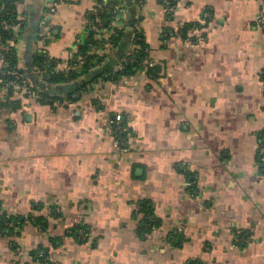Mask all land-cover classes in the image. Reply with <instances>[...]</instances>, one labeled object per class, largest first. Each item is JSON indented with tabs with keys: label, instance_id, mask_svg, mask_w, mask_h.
I'll use <instances>...</instances> for the list:
<instances>
[{
	"label": "crops",
	"instance_id": "1",
	"mask_svg": "<svg viewBox=\"0 0 264 264\" xmlns=\"http://www.w3.org/2000/svg\"><path fill=\"white\" fill-rule=\"evenodd\" d=\"M100 1L59 0L44 50L62 71ZM121 1L126 36L107 61L142 33L152 67L49 82L36 61L47 0H24L15 56L36 94L9 96L0 42V264H264V0H177L171 15L165 0ZM188 24L204 41L166 36Z\"/></svg>",
	"mask_w": 264,
	"mask_h": 264
},
{
	"label": "built area",
	"instance_id": "2",
	"mask_svg": "<svg viewBox=\"0 0 264 264\" xmlns=\"http://www.w3.org/2000/svg\"><path fill=\"white\" fill-rule=\"evenodd\" d=\"M177 1V0H174ZM167 6V12L171 15L173 11V5L169 0H165ZM21 2H17L16 6H18ZM59 6V0H47L45 5V15L43 16L41 29L38 33V39L36 43L38 44L39 50L38 55L48 59V62H44L43 66L39 65L38 69L41 74L45 76H51L59 73H69L74 71L81 70L82 66L90 65L91 63L86 60L85 57L79 56L78 58L71 60L70 64L66 67V72L62 71V68L59 67V63L57 62L55 65L51 64V60H53L49 54L44 50L46 44L49 41L53 31H54V24L52 22V17L57 12V8ZM137 6L142 8L144 6V0H138ZM114 10L115 17L110 22L109 27L104 25V19L102 14L107 12L108 10ZM125 14V7L121 3V0H102L97 3L93 8L90 9L87 15V31L94 32V41L95 44L91 46V50L89 51V55H94L95 60L94 64H99V61L107 59L110 52H113L116 48L115 40L120 37L121 31L124 29L125 25L123 24V15ZM6 13L0 15V26L3 27L7 31H14V37L9 41L3 43L1 42V61L3 64V68L1 70V76L3 78L4 88L9 91L17 90H25L30 95H35L36 92L32 89L27 80L24 77L23 72L17 67H12V60L15 54V48L17 46V42L23 33L24 26H25V17L17 10V15L14 21H6L3 20V16ZM207 17L210 16V13L206 14ZM112 18V17H111ZM257 24L264 28V6L258 12L255 18ZM203 26V25H202ZM202 26L201 25H194L188 27L187 30L185 26L177 25L176 28L167 30L166 36L170 38L179 37L183 39V41L188 43H197L204 41V37L202 35ZM185 34V36H183ZM144 36L142 33L138 34L135 39L134 48L131 50L128 55L124 56L121 60L118 61L116 66L113 69V73H124L125 64L139 62L138 67L148 66L152 67L153 64L149 60V50H144L146 53V57L143 60H140L139 52L141 51V47L138 45V42H143ZM76 51V50H75ZM78 52V48L76 53ZM139 58V59H138ZM83 70V68H82ZM78 95H74L73 98H77ZM73 100L66 99V100H56L51 101L50 99H45V102L50 103L52 105L58 106L63 102L72 103ZM121 128H117L116 130H120ZM116 136V135H115ZM121 145L124 143L121 141ZM261 162L264 164V149H261L260 152ZM150 221H154L152 217L147 218ZM77 234L82 238V240H86L88 234L85 230H79ZM40 258H44L45 260H49V256L46 255L45 251H40L38 253Z\"/></svg>",
	"mask_w": 264,
	"mask_h": 264
},
{
	"label": "trees",
	"instance_id": "3",
	"mask_svg": "<svg viewBox=\"0 0 264 264\" xmlns=\"http://www.w3.org/2000/svg\"><path fill=\"white\" fill-rule=\"evenodd\" d=\"M23 1L24 0H0V15L3 14V13H6V15H4L2 19L6 20V21H10V20L14 21L15 18H16V15H17L16 3L17 2H23ZM169 1L171 2V5H173V6L176 4V1H174V0H169ZM121 3H122V1H121ZM137 3H138V0H137ZM102 17L104 19V25L106 27H109L110 22L115 17L113 8L108 10L107 12H104L102 14ZM185 27H186L185 30H187L188 27H190V24L186 25ZM27 28H28V21L26 20L23 32ZM168 30H170V29H168ZM94 36H95V34H94L93 31L89 32L88 36L86 37V39L83 40L81 45H79L78 52H77L78 56L85 57L86 60L88 62H90L92 65L94 64V60L96 58H95L94 55H89L88 53L91 50V46H93L95 44ZM125 36H126V27H124V29L121 31L120 37H118L115 40V45H116L115 50H117L121 46V43L125 39ZM183 36H185V34ZM12 37H14V31H7L3 27L0 26V40L3 43L9 41L10 39H12ZM135 39H136V37L134 38V42H135ZM138 45L141 47V49H140L141 51L139 52V55H137V56H139L140 60H143L146 57V53H144V50H146L148 48H147V46H146L144 41L143 42H138ZM36 61H37L38 66L39 65L43 66V63L44 62H48V59H45V58H43L41 56H37V60ZM56 63H57L56 60H51V64L52 65H55ZM117 63H118V61L117 62H114V61L109 62V59H108V61H107V59H104L102 61H99L98 66L100 67V69L98 71L93 72V71H89V70L86 71L85 70L83 73L89 74V75L91 74L93 77L96 76V78L99 77V78H104L106 80H115L116 78H118L121 75L128 74L129 72H132V71H134L137 68H140V67H138L139 66L138 65L139 62L128 63V64H125L126 67L124 69V73H113V69H114V67L116 66ZM15 66H17V58H16V56L14 54L13 60H12V67H15ZM78 76L79 75L76 72H69V73H64V74L59 73V74L51 75V76H48L47 79L51 83H62V82H66V81L75 79ZM263 78H264V73H263ZM84 90H86L85 86H83L81 88H78L72 94L68 95L66 97V99L75 100L76 98H73L74 95H78V93L81 94V92H83ZM7 92H8V95L11 96L13 91L11 89V90H9ZM43 95H45L46 99H50L51 101H56V100L61 99V97H54V96H51V95H48V94H45V93ZM118 126H120V125L115 126V130H114L115 131V135H116V137L119 140L122 141V139H125L126 133L122 132V129L116 130V128H118ZM141 207H142V209H141L142 212H144L146 214L145 216H153V215H150V214H152V212H150V210H149L148 206H146V204H142ZM152 218L154 219L153 222L148 220V219H146L142 227L145 228L146 230H148L150 226H152V227L156 226L157 222H156L154 217H152ZM2 223H5V224L8 225L9 219L3 220ZM79 230H82V229L78 228L75 232L77 233ZM77 236H79V235L77 234ZM78 238H79V240L83 241L80 236ZM40 251H42V250H39L37 252L36 258L39 261H41V262L42 261H48V260H45L44 258H40L38 256V253ZM45 252H46V255L48 256V252L46 250H45Z\"/></svg>",
	"mask_w": 264,
	"mask_h": 264
}]
</instances>
